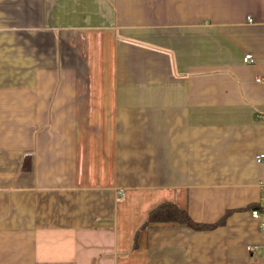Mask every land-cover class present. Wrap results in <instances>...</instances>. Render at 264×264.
I'll use <instances>...</instances> for the list:
<instances>
[{
	"label": "crops",
	"instance_id": "0c3cea01",
	"mask_svg": "<svg viewBox=\"0 0 264 264\" xmlns=\"http://www.w3.org/2000/svg\"><path fill=\"white\" fill-rule=\"evenodd\" d=\"M261 155L264 0H0V264H264Z\"/></svg>",
	"mask_w": 264,
	"mask_h": 264
},
{
	"label": "trees",
	"instance_id": "16d2710c",
	"mask_svg": "<svg viewBox=\"0 0 264 264\" xmlns=\"http://www.w3.org/2000/svg\"><path fill=\"white\" fill-rule=\"evenodd\" d=\"M28 160H25V169H30V162H27ZM29 165H28V164ZM28 165V166H27ZM224 220L214 226H205V225H199L193 222V220L190 218L188 213L186 211L180 210L178 207L172 204H166L158 209L154 210L150 217L148 225L150 224H159V223H171V224H177L181 227L189 228L194 231H210L218 228L219 226H222L224 224Z\"/></svg>",
	"mask_w": 264,
	"mask_h": 264
},
{
	"label": "built area",
	"instance_id": "2783aa9c",
	"mask_svg": "<svg viewBox=\"0 0 264 264\" xmlns=\"http://www.w3.org/2000/svg\"><path fill=\"white\" fill-rule=\"evenodd\" d=\"M253 62V57L252 56H247L245 59V63H251ZM258 162H263L264 161V155H261L257 158ZM260 216L259 212L255 211L253 212V217L258 218Z\"/></svg>",
	"mask_w": 264,
	"mask_h": 264
}]
</instances>
